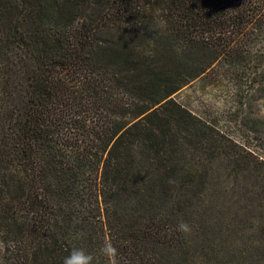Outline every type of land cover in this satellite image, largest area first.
<instances>
[{
	"label": "trees",
	"instance_id": "16d2710c",
	"mask_svg": "<svg viewBox=\"0 0 264 264\" xmlns=\"http://www.w3.org/2000/svg\"><path fill=\"white\" fill-rule=\"evenodd\" d=\"M263 30L264 0H0V264L106 239L120 264H264L209 191L214 163L263 186L264 163L175 100Z\"/></svg>",
	"mask_w": 264,
	"mask_h": 264
},
{
	"label": "rangeland",
	"instance_id": "374dc122",
	"mask_svg": "<svg viewBox=\"0 0 264 264\" xmlns=\"http://www.w3.org/2000/svg\"><path fill=\"white\" fill-rule=\"evenodd\" d=\"M256 33L246 48L239 50L246 62L215 63L176 94L175 100L216 133L264 163V30ZM213 168L220 179L211 182L209 191L227 195L230 201L225 207L239 213L242 226L257 227V239L264 237L263 180L237 174L225 162H216Z\"/></svg>",
	"mask_w": 264,
	"mask_h": 264
},
{
	"label": "clouds",
	"instance_id": "9594fccd",
	"mask_svg": "<svg viewBox=\"0 0 264 264\" xmlns=\"http://www.w3.org/2000/svg\"><path fill=\"white\" fill-rule=\"evenodd\" d=\"M176 231L190 235L192 227L187 222L180 220L177 224ZM103 258L105 264H120V253L118 249L106 239L99 248L97 254H92L84 248H73L64 258L63 264H98V260Z\"/></svg>",
	"mask_w": 264,
	"mask_h": 264
}]
</instances>
